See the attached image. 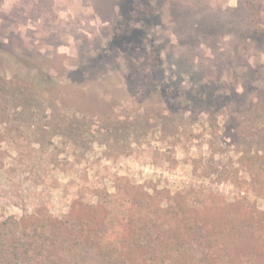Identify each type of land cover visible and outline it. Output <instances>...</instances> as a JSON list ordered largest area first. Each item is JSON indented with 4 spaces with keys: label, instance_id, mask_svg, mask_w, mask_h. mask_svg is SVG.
<instances>
[{
    "label": "rangeland",
    "instance_id": "1",
    "mask_svg": "<svg viewBox=\"0 0 264 264\" xmlns=\"http://www.w3.org/2000/svg\"><path fill=\"white\" fill-rule=\"evenodd\" d=\"M41 206L114 264H264V0H0V222Z\"/></svg>",
    "mask_w": 264,
    "mask_h": 264
},
{
    "label": "trees",
    "instance_id": "2",
    "mask_svg": "<svg viewBox=\"0 0 264 264\" xmlns=\"http://www.w3.org/2000/svg\"><path fill=\"white\" fill-rule=\"evenodd\" d=\"M44 80L49 83L52 77L49 75ZM28 99L27 102H30ZM154 117L163 122L169 119L162 113ZM140 118L137 119L138 127L149 123L150 117L146 114ZM127 126L130 127V122ZM69 127L75 130L73 125ZM106 129L116 131L115 127ZM93 217L94 214L89 212L88 219L68 216L59 219L43 206L18 218L11 215L5 217L0 222V264H114L112 257L102 256L98 250L105 246L111 248V245H101L96 240L105 227L91 220ZM93 237L96 239L93 240ZM179 246L176 244L171 249L177 250ZM243 248L254 246L248 244Z\"/></svg>",
    "mask_w": 264,
    "mask_h": 264
}]
</instances>
